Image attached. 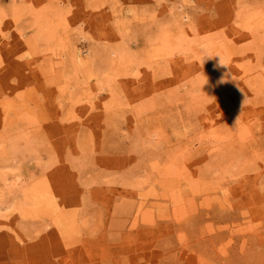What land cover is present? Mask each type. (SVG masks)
<instances>
[{
	"label": "rangeland",
	"instance_id": "rangeland-1",
	"mask_svg": "<svg viewBox=\"0 0 264 264\" xmlns=\"http://www.w3.org/2000/svg\"><path fill=\"white\" fill-rule=\"evenodd\" d=\"M0 206V264H264V0H0Z\"/></svg>",
	"mask_w": 264,
	"mask_h": 264
},
{
	"label": "bare ground",
	"instance_id": "bare-ground-1",
	"mask_svg": "<svg viewBox=\"0 0 264 264\" xmlns=\"http://www.w3.org/2000/svg\"><path fill=\"white\" fill-rule=\"evenodd\" d=\"M81 26H82V25H81ZM82 28H84V27H82ZM79 30H80V29H79ZM79 30H78V31H79ZM83 30H84V29H82V31H83ZM79 32H80V31H79ZM90 35H91V34H90ZM80 37H81V38H84V39H86V38H90V36H88V35L86 34V32L84 33V31L80 34ZM90 41H91V40H90ZM85 51H86L87 54H91V53L94 54L93 52H94L95 50H94L93 47L90 46V47L86 48ZM93 56H94V55H93ZM93 58H94V57H93ZM75 59L78 60V61H79V60H83V59L80 58V54H79V53H75ZM91 60H93V59H91ZM85 61H87V60L82 61V63H84ZM0 207H1V206H0Z\"/></svg>",
	"mask_w": 264,
	"mask_h": 264
},
{
	"label": "clouds",
	"instance_id": "clouds-1",
	"mask_svg": "<svg viewBox=\"0 0 264 264\" xmlns=\"http://www.w3.org/2000/svg\"><path fill=\"white\" fill-rule=\"evenodd\" d=\"M219 66H225V67L227 66V65L224 64L222 58H220ZM220 82H224V77L221 78V81Z\"/></svg>",
	"mask_w": 264,
	"mask_h": 264
}]
</instances>
